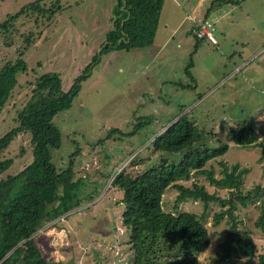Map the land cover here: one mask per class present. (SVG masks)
<instances>
[{
	"label": "rangeland",
	"instance_id": "374dc122",
	"mask_svg": "<svg viewBox=\"0 0 264 264\" xmlns=\"http://www.w3.org/2000/svg\"><path fill=\"white\" fill-rule=\"evenodd\" d=\"M33 1L0 0V23ZM218 1L162 0L153 41L143 48L98 52L113 27L116 0H38L45 12L26 10L12 22L10 32L0 33V66L26 45L21 56L26 70L15 74L16 84L0 107V137L17 125V113L38 76L58 73L65 92L90 64L70 106L52 117L60 144L51 150V161L63 169L74 152L78 194L84 200L32 235L50 264H131L132 251L120 222L122 206L119 193L109 185L111 177L119 171L141 172L162 158L178 161L184 151L153 152L150 141L182 114L201 132L199 145L207 147L227 143V132L241 122L255 127L256 144L228 142L226 152L205 168L218 177L219 162L247 167L241 189L264 188V0ZM212 3L206 17L214 23L215 43L193 35L194 20L204 17ZM143 117L148 123L128 134ZM111 128L120 133L107 136ZM0 156L12 160L0 178L18 171L30 160L28 136L18 133ZM198 178L209 193L226 197L227 189L209 184L204 175ZM180 182L189 186V181ZM176 193L172 187L164 190L162 210L200 218L209 236L208 247L198 255L200 264H217L214 252L227 229L226 216L213 224L219 204L203 207L199 200L186 199L174 205ZM256 206L236 203L234 214L259 252L264 251V229L254 225ZM245 260L239 258L238 264L255 263V258Z\"/></svg>",
	"mask_w": 264,
	"mask_h": 264
},
{
	"label": "trees",
	"instance_id": "16d2710c",
	"mask_svg": "<svg viewBox=\"0 0 264 264\" xmlns=\"http://www.w3.org/2000/svg\"><path fill=\"white\" fill-rule=\"evenodd\" d=\"M113 27L100 46L99 53L111 49L149 46L155 35L162 0H116ZM224 2L219 0L218 4ZM57 5V1L55 2ZM212 3L210 8L214 6ZM26 10L39 11L35 0L17 13L0 23V33L10 32L12 22ZM27 43L28 38L24 39ZM23 49L12 61L0 66V107L8 99L16 84L15 74L24 72L26 64L21 59ZM96 57L92 59L94 63ZM190 60L184 68L189 76ZM90 64L73 80L69 88L61 90L58 73L46 72L34 80L31 96L25 106L17 113V125L0 137V155L13 138L22 133L28 136L30 160L13 174L0 178V264H50L34 243L32 235L44 224L67 213L82 204L79 197L80 177L75 176L72 152L66 166L57 169L51 161V150L60 144V133L52 123V117L67 109L77 95L81 80L89 72ZM186 87V86H185ZM149 118H141L128 134ZM119 132L111 128L107 136ZM228 142L247 147L257 143L258 131L244 122L233 126L227 132ZM201 132L186 114L171 122L164 132L150 141L153 152L173 154L184 151L176 162L158 159L157 164L144 168L141 172L119 171L110 181V187L119 193L122 206L120 222L127 233V242L132 251L131 264H200L198 255L209 245L206 226L195 214L187 211L165 212L161 208V196L164 190L172 187L176 190L174 205L186 199L199 200L203 207L208 202L219 204V210L213 214L212 223L226 216L227 229L216 244L214 257L219 263L238 264L239 258L254 264H264V251L257 247L245 228H239L234 210L236 203L241 206L251 203L257 205L259 215L254 225L264 229V188L255 185L243 191L242 177L247 167L236 164L221 166L217 177L205 165L222 156L228 142H220L214 147L199 145ZM198 146L195 147L194 146ZM137 154L133 155V158ZM12 163L11 158L0 156V175ZM204 175L208 183L227 189L226 197L216 192L209 193L200 179ZM180 181H189V186Z\"/></svg>",
	"mask_w": 264,
	"mask_h": 264
},
{
	"label": "built area",
	"instance_id": "2783aa9c",
	"mask_svg": "<svg viewBox=\"0 0 264 264\" xmlns=\"http://www.w3.org/2000/svg\"><path fill=\"white\" fill-rule=\"evenodd\" d=\"M193 35L198 39H205L211 43H215L213 35V26L207 18L198 19L195 23Z\"/></svg>",
	"mask_w": 264,
	"mask_h": 264
},
{
	"label": "crops",
	"instance_id": "0c3cea01",
	"mask_svg": "<svg viewBox=\"0 0 264 264\" xmlns=\"http://www.w3.org/2000/svg\"><path fill=\"white\" fill-rule=\"evenodd\" d=\"M199 2H200V0H199ZM225 2V1H224ZM226 2H229V1H226ZM225 2V3H226ZM200 4H202V3H199L198 5H200ZM211 6V5H210ZM210 6L205 10V15H204V17H202V18H207L206 16H207V14L209 13V11H208V9H211V8H213V7H211L210 8ZM190 18V20H194L192 17H189ZM202 18H200V19H202ZM194 22H196L195 20H194ZM212 23V26H213V31H214V23L213 22H211Z\"/></svg>",
	"mask_w": 264,
	"mask_h": 264
},
{
	"label": "water",
	"instance_id": "95a60500",
	"mask_svg": "<svg viewBox=\"0 0 264 264\" xmlns=\"http://www.w3.org/2000/svg\"><path fill=\"white\" fill-rule=\"evenodd\" d=\"M166 129V128H165ZM117 173V172H116ZM113 177V176H112ZM112 177H111V179H112Z\"/></svg>",
	"mask_w": 264,
	"mask_h": 264
}]
</instances>
